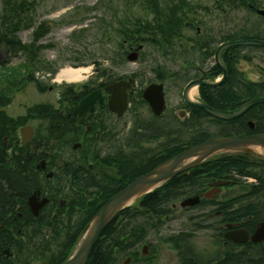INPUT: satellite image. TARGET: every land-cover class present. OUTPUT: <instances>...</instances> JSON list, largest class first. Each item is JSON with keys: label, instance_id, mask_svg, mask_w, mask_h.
I'll list each match as a JSON object with an SVG mask.
<instances>
[{"label": "flooded vegetation", "instance_id": "af4514ba", "mask_svg": "<svg viewBox=\"0 0 264 264\" xmlns=\"http://www.w3.org/2000/svg\"><path fill=\"white\" fill-rule=\"evenodd\" d=\"M215 3V7H203L201 3L189 6L184 0H174L173 10L146 8L138 32L140 41L125 35L122 42L121 58L116 59L122 66L101 64L85 82L68 87L60 108L50 111L44 119L48 122L45 133L33 128V137L24 144L23 126L14 131L13 137H5L3 146L9 148L5 162L30 182V190L20 186L1 201L0 264H64L71 255L61 247L66 240L80 237L86 223L112 196L166 159L215 138L264 134L261 105L228 122L215 121L196 105L235 112L252 99H246L247 95H260L264 85V59L251 54L257 49L230 47L217 60L219 49L243 40L245 30H263L259 24H245L238 15L247 11L258 16L264 9V0ZM154 45L159 47L157 55L147 51ZM140 46L143 48L138 52V61L130 63L128 55ZM131 65L141 69L130 70ZM224 77L219 87L199 85L194 99L190 98L191 85ZM125 96L127 105L122 106ZM84 102L85 110L75 115ZM163 104L164 111L159 114ZM166 135L169 139L164 141ZM228 157H238L237 167L235 163L230 166L227 160L219 167L218 161ZM245 159L239 154L218 155L174 178L180 187L178 198L186 196L181 202L196 196L203 198L217 181H232L201 201L208 209L207 217L219 219L218 232L224 246L228 245L224 240L227 225L241 224L235 229L243 227L250 234L257 226L250 223L251 218L232 217L238 200L228 202L230 190L244 187L241 178L229 177L240 175ZM15 178L20 181L18 176ZM259 186L256 181L252 190ZM35 195L39 203L48 201L38 216L30 205ZM148 196L134 205L143 206ZM156 203L165 206L161 195ZM119 217L116 221L122 213ZM128 239L126 255L116 249L114 258L120 255L121 262L133 256V238Z\"/></svg>", "mask_w": 264, "mask_h": 264}, {"label": "rangeland", "instance_id": "374dc122", "mask_svg": "<svg viewBox=\"0 0 264 264\" xmlns=\"http://www.w3.org/2000/svg\"><path fill=\"white\" fill-rule=\"evenodd\" d=\"M21 4L27 2L26 6H23L24 13H18L19 18L23 20V23H30L29 28L21 26V31L15 34L13 41H19L22 46L29 45L34 40V35L38 32L41 37L39 38L38 45L44 46L45 49L40 53L41 60L53 67L56 70L55 74L50 71H46L44 67L36 72H29L32 74V80L26 84L24 88L17 87L14 92L12 102L2 110L9 118L17 121L24 122V126L28 125L34 129L42 130L44 133L48 122L44 119L33 118V115H37L35 108L39 109L40 106L48 108L49 111L60 108V104L63 102L66 89L72 86L74 83H58L56 82L58 74L68 68H89L91 75L95 72V68L101 64L121 65L118 54V46L120 35L116 32L119 25L118 23L123 20V15L131 13L129 10L130 3L134 0H12ZM189 6L194 4H202L203 7H215V0H184ZM191 3H190V2ZM159 8L170 9L174 7V0H160L158 1ZM157 4V3H156ZM134 8V7H133ZM145 8V7H144ZM4 3L0 0V18L4 14ZM128 9V11H127ZM126 10L125 13L121 11ZM114 11H119L120 15H113ZM142 11V12H141ZM133 9V14L143 13L141 9ZM142 17V16H141ZM142 17V20H143ZM244 19L245 24L248 22L255 25H264V20L257 15H252L247 11H243L238 15V19ZM262 22V23H260ZM118 25V26H117ZM112 26V27H108ZM139 29L134 30L136 33ZM140 36L138 35V38ZM140 39V38H139ZM147 51L157 55L156 51H159L158 45L150 46ZM144 51H146L144 49ZM252 55L261 57L264 59V50H254ZM27 57L24 52L17 51L14 48H9L5 45H0V68H15L23 64ZM118 59V60H116ZM112 60L114 62H112ZM116 60V62H115ZM28 63V62H27ZM82 63V64H81ZM117 63V64H115ZM119 63V64H118ZM80 64V65H79ZM119 66V67H120ZM130 70L141 69L139 65L129 66ZM83 80L78 83H83ZM15 82V81H13ZM19 82V81H16ZM1 87L2 85L0 83ZM33 110V111H32ZM29 111L33 114L29 115ZM171 130V128H169ZM167 128V130H169ZM45 130V131H44ZM167 141L169 136L164 137ZM149 148H152L150 145ZM167 153L166 155H168ZM243 188H234L230 190L231 200L237 199L236 205L233 207V213H239L241 208L254 204L261 218L264 219V196L263 194L257 196H250L249 186L252 185L249 181L243 180ZM247 187V188H246ZM244 198L241 196L247 195ZM186 196H182L174 199L167 206L165 215L154 224H157V229H150L143 233V242H147L150 245L152 255L148 261H139L134 264H182L181 256L183 253L174 249L175 244L169 241L173 237L185 234L189 236V231L196 225V220H190L191 218H198L206 215L208 209L202 207L190 211H183L179 208L181 200ZM255 197V198H254ZM173 204L176 208H173ZM218 221L208 224L204 222V229L193 233L191 238H196V242L188 243L185 240L177 241L179 247L184 248L185 252L190 255L193 252L191 247L196 248V252H199L207 258L213 260L215 257H220L225 254L240 252L241 248H229L222 249L220 239H216L217 233L215 232ZM141 243L133 245V251H140ZM256 254L255 250H253ZM264 252V250H263ZM259 255V254H257ZM187 256V255H186ZM261 256V255H260ZM219 260V258H218ZM198 260L197 262H202ZM258 261V260H257ZM264 262V260H263Z\"/></svg>", "mask_w": 264, "mask_h": 264}, {"label": "trees", "instance_id": "16d2710c", "mask_svg": "<svg viewBox=\"0 0 264 264\" xmlns=\"http://www.w3.org/2000/svg\"><path fill=\"white\" fill-rule=\"evenodd\" d=\"M2 1L4 3V14L1 15L2 17L0 18V45L3 44L9 48H14L17 51L24 52L27 59L23 62V64L13 69L5 68L3 66L0 68V83L2 85H5L4 87H1L0 85V218L3 217L1 213V201L7 200L9 193L17 192L18 187L20 186H22L23 190H30V182L24 181L21 178V173L18 172V170L16 174L14 173L13 170L16 169V167L13 169L11 168V166L6 164L5 160L7 158V151L9 148H5L3 146L5 137H13L15 135L14 131L23 126L24 122H19L17 120L9 118L4 112H2V110L12 102L13 96L15 94L14 92L16 91L17 87L20 86L21 88H24L26 84L30 83V81L32 80L33 76L28 69H30L31 72L34 73L36 72V70L41 69L40 66H42L46 71H50L52 74L56 73V70L53 67L44 63L40 58V53L43 49H45L44 46L38 45V40L41 37L38 32H40L41 29H39V31L35 33L34 40L29 45L22 46L20 44L21 42L12 40L14 39L13 36L15 34H18V32L21 31V28H23L21 26H24L25 28H29L30 26V23L24 24L23 20H21L18 15V13H21L23 15V6H26L27 2L21 4L18 7V3L13 2L12 0ZM134 1L135 3L132 5L134 8L143 9L145 6H148L150 8L157 7V4H155L154 2L148 4L146 1L149 0ZM151 1L152 0H150V2ZM141 16V13L136 14V16L132 13V16L130 18L122 17V19H124L118 23L119 27L117 30L119 31V33L123 36H130V38L134 37V30L140 28L139 30L141 31ZM129 19H131V21ZM136 34L139 33L136 32ZM257 97H264V85H262L261 87L260 95H247L246 99H254ZM260 108L264 111V106H261ZM35 110L37 111V115H33V118L40 119H46L47 114H49L50 112L47 107L44 108L43 106H40L39 109L35 108ZM32 111H30L31 114H33ZM237 160L238 159H228L227 161H229L230 166L232 163H235L237 167ZM219 163V167H223L225 161H221ZM19 167H21L20 164ZM15 176H18V179H20V181L17 180ZM240 176L258 178L261 182V187L258 188L256 192H264V166H257L255 164L245 162V167L243 171L240 172ZM179 194L180 187L177 186V180H173L162 189L146 197L143 200V206L136 207L134 209H126L122 213L121 219L118 221H114L105 230L101 240L92 252L87 264H120V255L117 256V259L114 258L116 249L118 250V252L121 251L122 254L126 255V242L129 240V237L133 238L134 244L142 243L143 233L150 229H157L158 225L154 224V222H158L162 218L163 214H168V212L165 211L167 210L169 202L178 198ZM160 195L165 200L164 207L158 206L156 203L160 199ZM238 214H243L245 217L252 216L255 221H258L259 219L258 211L256 207L252 205L242 208ZM236 215L237 213H234L231 216L237 217ZM87 224L88 223H86V225ZM2 232L3 231L0 229V233ZM129 234L130 236L127 237ZM78 238H70L69 240H66V242L61 246L62 249L69 251L68 255H70L71 251L73 250ZM181 239L189 242L187 239H184V236H179L175 237V239L171 238L168 240L175 244L174 249L179 250L183 253V256H181V258L183 257L181 261L182 264H231L235 262L264 264V256L262 259H251L248 256L232 255L231 253L225 255L223 259L220 255V257H218L219 260L217 257L211 260L207 258V256L196 252V248L194 247L190 248L193 249V252L188 255L185 252L183 246L179 247V243L177 241ZM134 257V260L137 261L138 254H135ZM197 259L199 261L203 259V261L198 263Z\"/></svg>", "mask_w": 264, "mask_h": 264}, {"label": "water", "instance_id": "95a60500", "mask_svg": "<svg viewBox=\"0 0 264 264\" xmlns=\"http://www.w3.org/2000/svg\"><path fill=\"white\" fill-rule=\"evenodd\" d=\"M264 16V11L260 12ZM262 46L264 47V41L259 40H247L228 44L222 47L220 50H223L226 47L231 46ZM130 61L137 60V54H131L128 58ZM211 87H217L220 84H207ZM126 104V101L123 102V105ZM257 104H264V99H255L247 103L243 108L238 112L233 114H225L208 108V111L215 116L216 118L230 121L234 120L246 112H248L253 106ZM86 108V102L81 104V107L75 111L76 115L81 114ZM163 111L162 108H159V113ZM22 136L24 144L30 142L33 129L26 127L22 129ZM254 144L260 145L264 149V135L261 136H247V137H231V138H221L212 140L206 143H203L199 146L193 147L192 149L183 152L182 154L173 157L172 159L161 164L159 167L155 168L153 171L149 172L146 175H143L136 179L134 182L129 184L125 189L118 192L112 196L97 212V214L92 219L89 224L85 235L79 246L73 255L65 264H87L93 249L100 240L103 232L107 226L113 221V219L119 214L123 209L130 205L133 201H136L139 197L151 192L157 186L169 181L174 178L177 174L184 172L188 169L194 168L199 164L203 163L207 158L219 154V153H250L249 151L251 146ZM227 184V183H224ZM199 197L192 198L184 201L181 206L182 208L196 206L199 204ZM48 204L47 200H44L42 203H39L36 199V195L33 196L30 200V205L36 216H38L41 208ZM233 226H228L231 229ZM234 243H247L249 241V234L246 230L242 229L237 232H231L227 235ZM253 243L264 242V223H261L255 230L254 235L251 238ZM143 256L149 255V246L144 245L142 248ZM131 261L127 259L124 264H129Z\"/></svg>", "mask_w": 264, "mask_h": 264}, {"label": "bare ground", "instance_id": "6f19581e", "mask_svg": "<svg viewBox=\"0 0 264 264\" xmlns=\"http://www.w3.org/2000/svg\"><path fill=\"white\" fill-rule=\"evenodd\" d=\"M139 59V54H137V60ZM91 72V69L89 68H68V69H64L62 70L56 79V82L58 83H74V82H80L83 81L87 78L88 74ZM197 85H194V87L192 88L191 92H190V98L194 99V96L197 92ZM189 98V99H190ZM198 107H201L203 109H205L214 119L215 121L217 120V118L215 116H213L209 111L206 105L202 104V103H197L196 104ZM254 129V128H253ZM251 137L257 136V134H253L250 135ZM226 138H231V137H226ZM252 148L249 149V151H251V155H257L259 157H264V149L260 148V145H256L254 146V144L251 146ZM188 151V150H186ZM239 153H243L244 152H239ZM253 160L255 159H250L245 161L246 163H251L253 162ZM255 226V223H251ZM253 250H255L256 254H254ZM264 242H259V243H253L250 244L248 248L241 250L240 252H237V254L235 253H231L232 255H242V256H248L251 259H262L264 256ZM259 254V255H257ZM228 255V254H225ZM223 255V257L225 256ZM261 255V256H260ZM231 264H240V262H235V263H231Z\"/></svg>", "mask_w": 264, "mask_h": 264}]
</instances>
